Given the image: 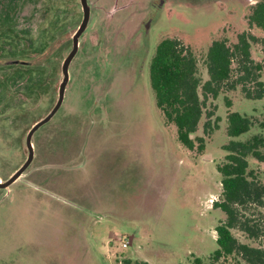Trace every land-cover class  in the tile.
<instances>
[{"label":"rangeland","instance_id":"obj_1","mask_svg":"<svg viewBox=\"0 0 264 264\" xmlns=\"http://www.w3.org/2000/svg\"><path fill=\"white\" fill-rule=\"evenodd\" d=\"M88 1L90 20L69 66L61 106L32 135L33 160L24 176L0 189L1 204L15 201L0 206V264H64L65 255L80 254L85 258L77 264H122L125 258L246 264L235 255L211 259L217 249L214 229L224 219L212 203L221 192L216 166L226 154L222 146L264 136V97L248 99L242 91L245 86L253 92V78L264 83V32L249 30L246 21L259 0H168L153 12L149 5L156 0ZM147 13L150 28L139 33ZM81 19L79 0H0V182L25 162L28 131L57 100L62 62ZM247 30L258 38L250 49L251 75L243 85L236 83L242 73L233 63L231 79L212 101L218 129L204 137L203 115L192 136L205 138V150L193 154L155 106L148 74L155 47L163 38L179 40L195 54L205 81L203 59L211 42L224 39L232 46ZM226 100L231 111L252 121L248 133L227 136ZM137 144L145 149L141 158L131 149ZM247 160L248 170L264 184V162ZM26 197L48 207L44 222L59 227L57 238L48 241L49 234L31 231ZM252 214L264 230V211ZM72 230H78L83 247L72 246L70 254L62 245ZM232 234L255 247L264 240L238 230ZM121 237L128 239L127 248ZM69 260L66 264H76Z\"/></svg>","mask_w":264,"mask_h":264},{"label":"trees","instance_id":"obj_2","mask_svg":"<svg viewBox=\"0 0 264 264\" xmlns=\"http://www.w3.org/2000/svg\"><path fill=\"white\" fill-rule=\"evenodd\" d=\"M248 29L255 28L264 32V0L257 1L247 18ZM237 35V42L232 46L224 39H216L209 45L203 65L207 80L203 81L199 73L198 60L189 47L181 45L174 38H163L155 47L149 62V85L154 95L155 106L163 117L166 126H174L176 139L181 146L193 154H202L205 150V138L218 129L219 117L215 116L216 100L223 85L231 79L232 65L235 62L240 72L238 84L244 83L251 75V45L258 38L250 31ZM256 68L261 69L258 65ZM256 88L253 92L242 87L248 99L259 100L264 97V83L253 78ZM210 104L209 108L208 103ZM228 108L226 134L237 138L248 133L253 123L238 112ZM205 115L203 124L204 137H193L198 124ZM225 151L223 162L216 166L220 175L221 192L219 199L212 203V208L220 210L224 219L215 227L217 249L211 259L218 261L229 256H238L246 264H264V240L255 247L240 243L232 234L238 230L248 239L259 240L264 237L263 227L257 223L254 213L264 211V184L259 182L252 171L248 170V157L257 162H264V136L254 134L245 141L229 140L222 146ZM122 264H148L145 261L124 259ZM193 264H202V259L194 258Z\"/></svg>","mask_w":264,"mask_h":264},{"label":"crops","instance_id":"obj_3","mask_svg":"<svg viewBox=\"0 0 264 264\" xmlns=\"http://www.w3.org/2000/svg\"><path fill=\"white\" fill-rule=\"evenodd\" d=\"M129 117V116H128ZM131 149H134L135 153L140 156V158L143 156L144 154V147L140 144H137V145H134ZM85 154H83L84 156ZM88 158L85 156V159L83 162H88ZM83 167V165H80L79 168L81 169ZM87 176V174L85 175ZM90 178L92 179L93 178V175L90 176ZM90 187L92 190H96L95 187H97L94 183V181H92L90 183ZM93 198V196L91 197V199ZM23 202L22 203H25L26 204V207L24 209V217L27 219V222L28 223H32V226H30V229L31 231L35 234L37 233H43L45 234L46 236L49 234L48 236V241H51V238H57V234L59 233V227H53L54 224L52 223H45L44 222V214L45 212L47 213V209L48 207L45 206V204L38 200V199H34L32 200V202L26 197L25 199H22ZM15 203L14 200H9V202H6L5 204H1L0 203V206L1 207H10L12 206L13 204ZM85 203H82L80 206H83L82 208H86L87 206L84 205ZM79 239L78 237V230L77 232H75V230H72L70 231V234H67L65 236V244L62 245L65 249H66V252H70L71 251V247L72 246H76L78 247L79 249H82L83 247V241L80 243V240H77ZM83 252V251H82ZM71 254V252H70ZM71 256V257H69ZM85 256L84 254H80V257L78 259H75L74 256L72 255H65L63 257V262L64 264H66V262L69 260L71 262H75L76 264L79 263V262H82V259L84 260ZM125 259H129L131 261H135L134 259L132 258H125ZM138 260V259H136ZM141 261H144V260H141ZM147 262L148 264H151L150 261H145Z\"/></svg>","mask_w":264,"mask_h":264},{"label":"water","instance_id":"obj_4","mask_svg":"<svg viewBox=\"0 0 264 264\" xmlns=\"http://www.w3.org/2000/svg\"><path fill=\"white\" fill-rule=\"evenodd\" d=\"M80 4L82 7V19H81V22L78 28L76 29V31L74 32L72 36L71 50L67 54L65 59L63 60V63L61 66V72H62L63 78L59 84L57 102L55 106L52 108V110L47 114V116L41 119L39 122H37L29 130L26 136V140H25L26 148L28 151L27 159L25 160L23 165L10 178H8L5 182L0 183V189H7L11 184H13L17 179H19L22 176L24 171L30 165L33 159V149H32V144H31L32 135L40 126L48 122L53 117V115L57 112V110L59 109L63 101L64 91H65L66 85L69 80V65L78 51L79 38L82 35V33L85 31V29L87 28L89 20H90V4L88 3L87 0H80Z\"/></svg>","mask_w":264,"mask_h":264},{"label":"flooded vegetation","instance_id":"obj_5","mask_svg":"<svg viewBox=\"0 0 264 264\" xmlns=\"http://www.w3.org/2000/svg\"><path fill=\"white\" fill-rule=\"evenodd\" d=\"M87 1H88V0H87ZM167 1H168V0H156L154 3L151 2L150 5H149V10L152 11V12L155 11V10H159V9L162 7V5H163L165 2H167ZM79 3H80V0H79ZM88 3L90 4L89 1H88ZM80 6H81V4H80ZM81 10H82V7H81ZM90 14H91V4H90ZM147 15H148L147 21H146V22H143V24H142V25H143L142 30H140L139 33H147V31H148L149 28H150V24H151V22H152V17H151V15L148 14V13H147ZM137 34H138V33H137ZM72 36H73V35H72ZM79 39H80V38H79ZM71 47H72V37H71ZM78 48H79V44H78ZM69 52H70V51H69ZM64 59H65V58H64ZM12 63L25 64L23 61H22V62H17V61H16V62H12ZM62 63H63V62H62ZM70 64H71V63H70ZM69 66H70V65H69ZM61 73H62V72H61ZM62 78H63V75H62ZM59 84H60V83H59ZM58 88H59V86H58ZM64 92H65V91H64ZM57 99H58V91H57ZM56 102H57V100L55 101V104H56ZM55 104H54V106H55ZM54 106H53V107H54ZM60 106H61V105H60ZM59 108H60V107H59ZM57 111H58V110H57ZM45 117H46V116H45ZM45 117H44V118H45ZM40 120H41V119H40ZM40 120H39V121H40ZM39 121H38V122H39ZM34 125H35V124H34ZM34 125H33V126H34ZM33 126H32V127H33ZM32 127H31V128H32ZM31 128H30V129H31ZM28 132H29V131H28ZM27 134H28V133H27ZM27 154H28V151H27ZM26 159H27V158H26ZM32 160H33V159H32ZM31 162H32V161H31ZM22 165H23V164H22ZM22 165H21V166H22ZM21 166H20V167H21ZM20 167H19V168H20ZM28 167H29V166H28ZM28 167H27V169H28ZM19 168H18V169H19ZM18 169H17V170H18ZM27 169H26V170H27ZM17 170H16V171H17ZM26 170H25V171H26ZM16 171H15V172H16ZM25 171H24V172H25ZM15 172H14V173H15ZM14 173H13V174H14ZM13 174H12V175H13ZM24 174H25V173H23L21 177H23ZM12 175H11V176H12ZM11 176H10V177H11ZM21 177H20L19 179H17L16 181L20 180ZM16 181H15V182H16ZM15 182H14V183H15ZM0 183H3V182H0ZM11 185H12V184H11ZM11 185H10V186H11ZM10 186H9V187H10ZM9 187H8V188H9ZM8 188H7V189H8ZM2 190H3V189H2Z\"/></svg>","mask_w":264,"mask_h":264},{"label":"built area","instance_id":"obj_6","mask_svg":"<svg viewBox=\"0 0 264 264\" xmlns=\"http://www.w3.org/2000/svg\"><path fill=\"white\" fill-rule=\"evenodd\" d=\"M119 240L121 241L122 248H127V246H128V239L121 237V238H119Z\"/></svg>","mask_w":264,"mask_h":264}]
</instances>
